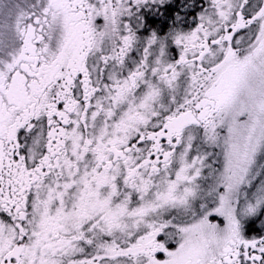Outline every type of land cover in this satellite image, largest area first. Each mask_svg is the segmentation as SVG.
Returning <instances> with one entry per match:
<instances>
[{"label":"snow or ice","instance_id":"snow-or-ice-1","mask_svg":"<svg viewBox=\"0 0 264 264\" xmlns=\"http://www.w3.org/2000/svg\"><path fill=\"white\" fill-rule=\"evenodd\" d=\"M0 264H264V0H0Z\"/></svg>","mask_w":264,"mask_h":264}]
</instances>
